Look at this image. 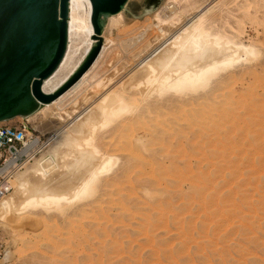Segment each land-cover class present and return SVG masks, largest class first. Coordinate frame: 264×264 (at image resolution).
<instances>
[{"label":"rangeland","instance_id":"1","mask_svg":"<svg viewBox=\"0 0 264 264\" xmlns=\"http://www.w3.org/2000/svg\"><path fill=\"white\" fill-rule=\"evenodd\" d=\"M160 4L128 1L102 36L106 17L104 56L88 80L102 85L87 103L59 105L69 110L63 128L109 93L133 109L96 136L115 165L91 200L0 228V264H264V0H168L157 21L147 13ZM197 18L217 38L252 48L255 60L220 70L196 95L142 100L128 77ZM160 19L170 30L158 38ZM39 109L4 124L25 126L46 146L62 124L57 109L48 119Z\"/></svg>","mask_w":264,"mask_h":264},{"label":"bare ground","instance_id":"2","mask_svg":"<svg viewBox=\"0 0 264 264\" xmlns=\"http://www.w3.org/2000/svg\"><path fill=\"white\" fill-rule=\"evenodd\" d=\"M167 1L161 0L159 7L147 13L150 18H155L158 21L159 10ZM127 3L117 13L109 15L110 17L102 36H105L111 30L109 29L111 25L118 23L117 21L124 17L123 14ZM170 18L172 17L170 16ZM158 23L160 26H158L159 35L157 36L158 38L164 37L170 30L169 22L160 19ZM95 36L91 23L90 0H70L68 40L65 53L53 73L44 79L42 83L44 92H55L70 79L94 48L97 42V37ZM102 36L99 35L101 39ZM104 49V46H101L94 61L73 85L53 101L42 104L44 108H40L39 111L46 113L44 115L45 119H48L47 114L52 108L54 110L57 109L53 116L61 124H64L66 119L63 116L68 114L69 111L68 109L65 111L63 108L65 100H69L71 103L76 102L77 104L78 98L82 103L83 101L87 103L94 98L96 94L94 89L102 85L103 80L96 82L95 79L96 83H92L93 86L88 84V80L94 78L93 72L102 56H104ZM246 58L249 60L255 58L252 48L233 44L227 39L217 38L216 35L209 33L203 26L201 18H197V20H194L193 23L172 38L170 42L168 41L165 48H161L160 51L146 58L136 73L128 77L126 86L137 88L142 100L153 93L158 94V96H167L164 93L168 91H173L179 96L195 93L197 90L208 86L209 81H212L210 79H215L216 73L220 70L231 67L236 68L234 64ZM123 85L121 86L124 87ZM163 99L165 98L163 97ZM62 102L64 104L60 107L59 105ZM132 110L123 105L121 98L117 94L109 93L102 97L89 111H85L83 116H81L82 113L80 115L81 118L74 120V123H66L64 128L62 124L46 146L45 143L44 146H37L39 138L27 130V134L33 139L31 146L33 144L34 148L27 152L28 155L21 162L19 161L18 165L20 166L12 173V178H8L5 186L9 187V191L0 195V228L6 230L8 223L22 218L33 211L52 214L53 211L56 213V211L58 212L64 207L72 208L73 205L80 203V201H86L85 199L88 201V198L90 199L96 192L98 179L102 175L107 174L116 163V158L112 156L114 152L111 153L112 155L103 152L96 143V136L102 133V129L104 130V128L112 124L115 114L123 113L124 111H131L132 113ZM65 112L66 114H64ZM5 122H0V125ZM113 124L116 123L113 122ZM98 132L100 133L97 134ZM141 139L142 137L137 135L136 141ZM134 154L136 153L134 152ZM138 155L137 153L136 156L138 157ZM142 159H145V157Z\"/></svg>","mask_w":264,"mask_h":264},{"label":"water","instance_id":"3","mask_svg":"<svg viewBox=\"0 0 264 264\" xmlns=\"http://www.w3.org/2000/svg\"><path fill=\"white\" fill-rule=\"evenodd\" d=\"M69 1L0 0V122L32 114L73 85L100 51L106 17L128 0H90L98 41L70 79L46 93L42 83L59 65L67 45Z\"/></svg>","mask_w":264,"mask_h":264},{"label":"built area","instance_id":"4","mask_svg":"<svg viewBox=\"0 0 264 264\" xmlns=\"http://www.w3.org/2000/svg\"><path fill=\"white\" fill-rule=\"evenodd\" d=\"M27 133L25 126L0 125V195L9 191L5 186L8 178H12V173L20 166L18 164L34 148L33 144L31 146L33 139ZM38 145L43 146L40 140Z\"/></svg>","mask_w":264,"mask_h":264}]
</instances>
